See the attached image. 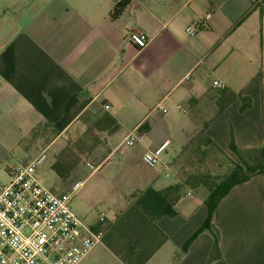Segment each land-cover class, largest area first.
<instances>
[{
	"label": "crops",
	"instance_id": "0c3cea01",
	"mask_svg": "<svg viewBox=\"0 0 264 264\" xmlns=\"http://www.w3.org/2000/svg\"><path fill=\"white\" fill-rule=\"evenodd\" d=\"M120 1L127 5L111 20L114 0H36L40 7L23 25L11 18L17 10L0 7V111L9 112L0 116V146L11 141L19 120H29L30 130L43 124L57 132L44 148L72 128L104 132L114 126L123 132L119 144L130 132L140 134L141 160L164 141L165 151L172 144L183 148L209 123L206 136L226 156H235L232 137L242 157L251 158L264 145V0ZM198 20L204 25L188 35L186 28ZM130 32L147 35L148 44H130ZM232 93L237 97L227 103ZM242 97L250 104L244 110ZM175 163L162 171L149 168L135 192L179 183L164 181ZM206 195L198 203L186 193L175 217L158 220L167 239L145 264H207L214 241L219 256L209 264H264V177L231 188L213 214L211 231L183 253L206 217ZM101 245L102 259L95 247L79 264H124Z\"/></svg>",
	"mask_w": 264,
	"mask_h": 264
},
{
	"label": "rangeland",
	"instance_id": "374dc122",
	"mask_svg": "<svg viewBox=\"0 0 264 264\" xmlns=\"http://www.w3.org/2000/svg\"><path fill=\"white\" fill-rule=\"evenodd\" d=\"M26 1L23 0L16 4L1 3L0 7L4 9L7 6L10 10H17L14 14L11 13V18L13 22L23 25L40 7V3L36 0L33 3L32 0ZM9 23L10 20L7 19L1 27V38L4 43L10 37ZM8 115V110L0 111L3 119H6ZM18 117L26 116L19 113ZM18 122V130L11 141L0 146V182L2 183L8 179L7 169L18 168L25 161L33 158L38 151L48 145L57 133L43 124L30 130L29 120ZM113 127L104 132H98L96 129L76 132L75 128L66 131L50 144L44 162L36 170L37 177L46 187L55 193L70 195L69 206L80 219L91 223L101 213L105 215L103 228L108 234L102 243L107 247L108 245H121L119 234L124 229L121 215L130 209L128 197L137 188L144 187L142 177L149 176L152 172L140 160V145L136 143L131 147L120 146L123 132ZM195 144H188L185 149L172 144L160 155L159 163L154 170H165L167 165L176 162L174 170L177 174L167 169L170 175L164 181L171 182L179 179V182H183L186 176L193 172L216 174L222 177L231 168L229 161L240 163L236 155L231 154V157H228L211 147L207 148L204 153H199L195 151ZM62 159L73 167L68 182L59 181L52 168ZM245 162L251 163V158H247ZM76 182H82V184L78 189L73 190ZM182 191L184 195L189 193L198 203L202 199L201 196L207 194L206 189L203 188L197 190L184 188ZM101 244L97 245L94 251L100 259L106 254Z\"/></svg>",
	"mask_w": 264,
	"mask_h": 264
},
{
	"label": "built area",
	"instance_id": "2783aa9c",
	"mask_svg": "<svg viewBox=\"0 0 264 264\" xmlns=\"http://www.w3.org/2000/svg\"><path fill=\"white\" fill-rule=\"evenodd\" d=\"M202 25L204 22L198 20L186 28V33L193 36ZM127 41L143 48L149 38L143 33L130 32ZM213 85L225 88L221 82L214 81ZM140 140V134L133 131L120 146L131 147ZM168 145L169 142L164 141L144 152L141 162L155 168ZM46 152L47 148L42 149L20 167L9 171L6 182H0V264H79L102 243L105 215L101 213L91 223L85 222L72 212L69 194L53 192L37 177L36 170L44 162ZM81 184L76 182L73 190Z\"/></svg>",
	"mask_w": 264,
	"mask_h": 264
},
{
	"label": "trees",
	"instance_id": "16d2710c",
	"mask_svg": "<svg viewBox=\"0 0 264 264\" xmlns=\"http://www.w3.org/2000/svg\"><path fill=\"white\" fill-rule=\"evenodd\" d=\"M126 5V1L116 3L109 14L110 19H117L123 13ZM263 13L264 9H260V14ZM236 97L235 94H230L227 103L232 102ZM240 100L242 101V110L249 108L250 104L248 101H245V98L242 97ZM223 108L224 107L219 108L218 112L220 113ZM112 121L114 120L112 119ZM208 124L209 123H205L200 128H197L190 141L183 149H185L188 144L196 143L195 151L199 153H204L207 148L211 147L225 155L220 148L206 136L205 129ZM229 150L236 155L240 163H232L229 161V163H231V168L228 173L222 177L216 174L193 172L187 175L183 182L168 186L164 189L155 190L149 187L143 191H137L131 194L128 197L129 212L126 211L121 215V220L124 221V229L119 234L121 245H108V248H110L124 264H145L167 239L163 232L157 227L158 220L162 217L173 218L177 215L176 205L183 198L184 192L182 190L184 188L194 190L203 188L207 191V195L203 201L206 209V217L202 225L183 245L182 252H186L188 247L200 233L203 231H211L213 214L221 199L227 195L231 188L247 182L254 176L261 175L264 177V145L253 152L254 155L251 157V163L245 162L246 159L242 157L235 147L232 137ZM52 168L57 174L59 181L68 182L70 180L69 174L73 167L67 164L66 161L62 159L56 162ZM107 234L108 232L106 231L103 241ZM218 256L217 243L214 241L207 264Z\"/></svg>",
	"mask_w": 264,
	"mask_h": 264
}]
</instances>
